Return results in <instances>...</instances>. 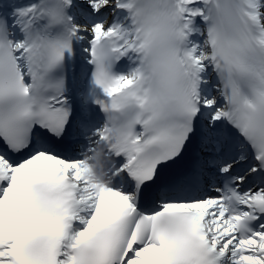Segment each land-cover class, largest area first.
Instances as JSON below:
<instances>
[{
	"label": "snow or ice",
	"instance_id": "1",
	"mask_svg": "<svg viewBox=\"0 0 264 264\" xmlns=\"http://www.w3.org/2000/svg\"><path fill=\"white\" fill-rule=\"evenodd\" d=\"M0 264H264V0H0Z\"/></svg>",
	"mask_w": 264,
	"mask_h": 264
}]
</instances>
